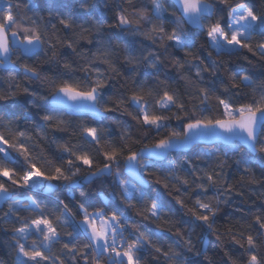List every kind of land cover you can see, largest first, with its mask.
I'll list each match as a JSON object with an SVG mask.
<instances>
[{"label": "snow or ice", "instance_id": "snow-or-ice-1", "mask_svg": "<svg viewBox=\"0 0 264 264\" xmlns=\"http://www.w3.org/2000/svg\"><path fill=\"white\" fill-rule=\"evenodd\" d=\"M77 3L88 15L90 26L88 28L80 26V30L73 33V38L57 39L55 42L46 37L49 32L52 37H56L57 25L49 24L43 16L37 14L39 8L47 10L49 17L53 16V10L45 7V0H36L35 5L31 0L27 2L18 0L17 3L4 0V3H0V57H2L0 66L13 65L15 63L13 56H16L24 68L26 79H47L37 67L24 62L21 58H32L42 52L47 56L48 52L44 49L47 44L48 51L51 52L49 60L59 64L61 61L57 59V44L66 47L84 61L81 71L85 76L80 80H73L71 77L58 78L59 83L57 79H52L50 84L55 89L51 93L53 104L66 105L73 111L91 112L100 121L107 118L104 113L119 111L136 121V124L144 129L145 136L154 129L159 138L152 144H145L143 148L136 149L133 145L142 143L143 138L133 140L129 129L123 128L118 120H112V124L122 128L117 142L110 138V128L82 124L79 128L84 144L79 146L67 142L59 144L57 147L60 155L55 160L48 159L38 154L36 145L30 143L31 135L26 128L20 126V121L26 117L19 113L32 108L40 109L43 111L40 119L48 128L60 132L67 131L66 122L56 114L57 109L41 106L36 100L18 99L20 96L45 99L36 91L27 86L22 87L19 83H10L7 90H0V101L12 102L11 107L7 104L0 105V113H3L0 114V200L12 201L9 204V211L15 212L20 221L19 227L12 228L15 264H80V260L83 264H100V258L105 254L108 257V264H142L141 254L149 247L167 260H174L180 253L172 252L170 255L156 246L151 237L137 224L132 225L134 232L125 237L127 226L122 219L123 212L119 208L106 213L102 208L89 211L88 207L81 204L79 206L81 219L76 221L75 214L64 201H60L63 210L56 215L54 211H46L31 197L27 203L15 199L11 190L34 188L51 190L55 184L72 183L80 175L82 168H86L88 175L92 177H116L125 209L135 208L134 201H139L147 204L146 211L151 217L159 218L161 205L156 199L148 204L141 189L129 180L122 179V166L137 183L145 184L147 181L144 176L153 175L147 171L150 165L145 163L146 160L152 157L167 159L179 144L190 141L202 130L219 129L224 140L234 147L242 143L252 153L264 154V83L257 86L251 76H240L238 72H232L228 77L229 83L222 85L223 94L229 95L228 99H224L210 87L201 86L205 79L203 73L210 72L212 76H216L218 66L215 61L205 64L200 60L202 66H199L189 61L173 60L172 67L178 78L184 81L185 92L181 93L179 89H173L167 79H160L164 61L161 59L162 54L159 53L161 48L166 52L169 47H174L184 51L186 55H191L188 50L192 44L185 39L188 32L184 25L187 24L199 28L201 35L206 37L208 46L215 49L217 54L235 53L238 49H246L253 56L264 60V43L256 46L252 44L254 35L264 37V11L258 13L254 5L249 6L243 2L233 4L232 0H174L175 11L171 12L163 6L161 0L146 2L141 0L139 3L134 0H122L116 5L114 23L109 24V28L118 29L119 34L143 36L151 45L157 47L149 50L147 55L137 56L134 52L127 51V47L135 43L128 41L123 64L118 67L119 46L106 43L103 38L105 0H96L94 5H89L87 0H77ZM29 12L32 15H28ZM94 12H99V17L93 16ZM56 18L63 30L73 29V21L68 17L57 13ZM166 21L174 25L170 31ZM81 40L92 45L95 50H90L87 54L79 51ZM141 64H146L153 70L150 75L155 77L154 84L137 81L133 75L131 88H125L124 92L105 98L109 81L122 75L121 67L131 66L130 71L135 73ZM193 67L195 79L188 74ZM63 68L69 72L75 71L67 61L63 62ZM9 80L13 82L16 80L14 73L10 72ZM124 85H127V80L123 82L122 86ZM240 85L251 88L253 95L248 102L235 105L231 99V89L239 88ZM185 96L188 99H185ZM212 98L217 102L216 111L219 113L217 116L205 115L211 111L208 101ZM195 100L203 107L191 104ZM173 118L177 121H187L183 124V131L173 129L160 136V131L165 130L167 122ZM39 135L43 137V132ZM98 158H102V162ZM235 163L243 167L248 183H258L246 161L237 159ZM188 167L192 169L194 177L191 181L193 192L199 190L203 195L209 191V186L222 180L226 184V179L219 172H204L203 175H198V170L192 164L189 163ZM174 179L184 187L185 192L189 190L188 179L181 180L179 177ZM155 183H161L159 177ZM163 186L167 188L169 185L165 183ZM227 188L231 190V185H227ZM176 191L179 192L180 188ZM176 202L182 208H187L185 199L177 197ZM219 202L217 199L216 203ZM261 207L264 208V205ZM21 211H28L31 215L21 218L19 217ZM188 211L196 220L202 221L218 240L221 239L222 234L214 227L218 208L213 205L212 198L204 200L198 195ZM137 214L144 215L140 210H137ZM144 218L148 219L149 216L145 215ZM65 227H71L72 230L63 233L68 239L63 242L61 252L54 253L53 247L62 241L60 229ZM248 228L250 229L248 231L233 228L227 230L228 238L242 250L239 257L227 250L224 252L229 264H264V255L261 254V248L264 247V213L255 215ZM177 235L180 233L177 232ZM81 237L86 240L82 246L78 244ZM184 243L191 250V239L184 240ZM201 254L197 252L198 256ZM245 254L246 259L243 258Z\"/></svg>", "mask_w": 264, "mask_h": 264}, {"label": "trees", "instance_id": "trees-1", "mask_svg": "<svg viewBox=\"0 0 264 264\" xmlns=\"http://www.w3.org/2000/svg\"><path fill=\"white\" fill-rule=\"evenodd\" d=\"M12 3H17L18 0H11ZM27 2V0H25ZM89 5H94L96 0H87ZM122 2V0H105L106 6L104 8L105 23L103 26V38L106 43L119 46L120 61L118 67L123 64V55L128 41H134V45L127 47V51L134 52L135 55H147L149 50H154L157 46L151 45L150 41H147L143 36H132L130 34H119L118 29L109 28V24L114 23V12L116 5ZM139 3L141 0H134ZM146 2V0H143ZM165 8L171 11H175V7L167 0H161ZM233 4L247 3L249 6H255L257 12L264 11V0H232ZM0 3H4V0H0ZM33 5L36 4V0H31ZM45 7L53 10V16H48L47 10H41L37 8V14L43 16L45 21L49 24L57 25V35L52 37L49 32L46 39H52L55 42L57 39L64 40L73 38V33L80 30V26L88 28L90 21L88 15H86L78 6L77 0H45ZM20 11H23L21 7ZM91 11V8H90ZM60 13L65 17H68L73 21L74 27L72 30H63L59 24L56 14ZM28 15H32L31 12ZM99 12H94L93 16L99 17ZM177 15H179L177 13ZM166 26L170 31L174 25L168 24ZM188 32V36L185 39L189 40L192 47L188 50L191 55H186L184 51L174 47H169L167 51L163 48L159 49L161 53V59L164 61V66L160 71V79H167L168 83L173 89H179L181 93L185 92L184 81L178 78V74L172 67L173 60H180L181 62L189 61L193 65H200V60H203L205 64H211L213 61L217 63L218 72L216 76H212L210 72L203 73L205 79L201 86L210 87L217 95H221L222 98L228 99V94H223L222 85L229 83L228 77L232 72H238L240 76L249 75L256 82V85L264 83V60H260L258 56H253L252 53L247 50H236L235 53H222L217 54L215 49L210 48L206 42V37L201 35L200 31L189 28L184 25ZM119 34V38H117ZM94 36V33L92 34ZM111 37V39H109ZM259 43H264V37L260 35H254L252 37V44L256 46ZM48 55L43 52L39 55L24 59V62L37 67L42 76L47 79L41 80H28L25 77L24 68L21 66L20 61L14 56L13 61L18 67V70H0V90H7L10 83H19L21 86H27L30 89L36 91L39 96L45 97L40 100L38 97H25L20 96L18 99L36 100L37 104L41 106H49V99L52 97V92L55 91L51 87L50 81L58 78L67 79L71 77L73 80H80L85 76V73L81 71V67L84 65V61L71 53L70 49L62 47L57 44L56 53L57 59L61 63L51 62L49 60L51 52L48 51L47 44L44 46ZM79 51L87 54L90 50L95 49L92 45L87 44L86 41L81 40ZM199 57V59H196ZM247 57V59H246ZM67 61L72 65L75 71L69 72L63 68V62ZM187 66V65H186ZM131 66L121 67L120 71L122 75L109 81V88L105 92V98L108 95H118L125 91V88H131L132 77L135 76L137 81L147 82L149 85L154 84L155 77H152L150 73L152 69L148 68L146 64L139 65L135 73L130 71ZM14 73L16 80L10 81L9 74ZM195 79V68L188 73ZM127 80V85H123V82ZM130 94V93H128ZM231 99L235 105L248 102L253 95L251 88L240 85L239 88L231 89ZM257 97L259 91L256 93ZM188 99L187 96L184 97ZM9 105L11 107V101H0V105ZM191 104L199 105V101H192ZM216 104L214 98L208 101V105L211 108L210 112L205 113L209 116H217L219 113L216 111ZM199 107H197V114H199ZM175 111V110H174ZM222 111V108H221ZM39 114H36L38 113ZM3 114V113H0ZM43 111L40 109L32 108L26 110L19 115L26 117L25 120L20 121V126L26 128L32 137L30 143L36 145V152L42 154L45 158L55 160L59 155L58 145L62 143L76 144L77 146L83 145L84 141L80 136L79 126L82 124L88 125H101L105 128H110V138L117 142L122 131V128H118L117 125L112 124V120H118L121 122L123 128L129 129L133 140L137 138H143L142 143L133 145L134 148H143L145 144H152L159 137L156 130H152L147 136L144 135V129L140 128L136 121L130 116L122 112L105 113L107 117L103 121L98 118L81 113H72L65 110H57V115L66 122L67 131L60 132L55 131L52 128H48L44 121L40 119V115ZM171 114V113H169ZM6 119L8 117H5ZM187 121H177L175 118L167 122V128L160 131V136H164L171 130L183 131V124ZM43 132V137L39 135ZM85 147H87L85 145ZM91 150V149H90ZM15 156V153H13ZM102 162V158H98ZM241 159L247 162V167L251 170V174L254 175L258 183L250 184L247 180V175L243 171L242 166H238L235 161ZM150 166L147 169L148 172H152V176L145 175L146 179L150 183L148 189H144L136 185L124 174V168L121 167L122 179L129 180L130 183L135 184L137 188L141 189L145 193V199L148 204L154 199L161 205V213L159 218L151 217L146 211L147 204L134 201L136 207L132 209H125L124 204L120 198L121 189L118 186V182L115 176L98 177L88 184H84L83 181L87 178L88 172L86 168H82V171L78 177L72 183H60L55 184L57 187L52 194H45L43 190L33 191L29 189H12L14 198L27 203L28 198L35 199L41 207L46 211H54L56 215H59L63 210V206L60 201L68 204L71 212L75 214V220L79 221L81 215L79 214V206L81 204L89 208V211L94 209H104L106 213H111L119 208L123 212L122 219L124 220L127 230L124 232L125 237H129L130 233L134 232L132 228L133 224H137L142 231H145L152 239L153 243L161 247L164 251L180 253L178 258L174 260H167L163 255L157 254L153 248L149 247L142 252V264H229V261L224 252L227 250L233 253L235 256H241V249L233 241H231L228 233L229 228L233 230H250L248 225L253 222V218L257 214L264 213V154L257 153L252 155L247 152L242 146H196L188 153H174L169 156L167 160L161 163L153 161H145ZM192 164L198 171V175H203L204 172L211 173L213 171L219 172L226 179V184L222 180L221 182L209 186V191L206 194L201 195L199 190L193 192L191 190V181L194 179L192 175V169L188 167V164ZM221 164L223 165L221 167ZM161 180L160 184L155 183L156 178ZM174 177H179L181 180L188 179L190 184L188 191L185 192L184 187L177 183ZM241 177H244L242 180ZM167 183L169 186L165 188L163 185ZM227 185H231V190H228ZM180 188L177 192L176 189ZM201 199L207 200L212 198V203L218 208L215 216V224L219 232L222 234L221 239H217V236L211 232L207 226L199 220H196L195 216L188 211V208L192 207V203L197 196ZM180 197L185 199L187 208H182L177 202L176 198ZM158 198V199H157ZM217 199L220 201L216 203ZM10 201L4 209L0 210V264H15L16 253L12 245L14 241L12 239V228L19 227L20 221L15 212L9 211ZM137 210H140L144 215H138ZM31 213L28 211H21L19 217H29ZM148 215L149 218L145 219L144 216ZM62 232L61 243L56 244L53 247V252L59 254L62 250L63 242L67 241V236H63L64 232L71 231V227H65L60 229ZM177 232L180 235H177ZM183 237V239H181ZM191 239L192 247L185 245L184 240ZM86 243V240L81 237L78 244L82 246ZM90 251V250H89ZM197 252L202 253L197 255ZM261 254L264 255V247L261 248ZM246 259V254L243 257ZM80 264L83 261L80 260ZM100 264H108V257L105 254L100 258Z\"/></svg>", "mask_w": 264, "mask_h": 264}, {"label": "water", "instance_id": "water-1", "mask_svg": "<svg viewBox=\"0 0 264 264\" xmlns=\"http://www.w3.org/2000/svg\"><path fill=\"white\" fill-rule=\"evenodd\" d=\"M169 1L170 3L173 4L174 6V0H167ZM175 7V6H174ZM179 14V13H178ZM187 25V24H186ZM189 28L193 29V30H197V31H200L199 28H196L195 26H191V25H187ZM14 58V56H13ZM0 59H2V57H0ZM0 70H18V67L13 64V65H10L8 67H5V66H0ZM52 100H53V97H51L49 99V106L51 108L55 107L57 110H65V111H69V112H72V113H81V114H87V115H91V116H94L91 112H88V111H84V112H81V111H73L69 108H67L66 105H55L52 103ZM71 103V102H69ZM104 116H106V114L104 113L103 114ZM95 117V116H94ZM214 145H223V146H232L231 144L227 143L225 140H224V137H223V134L221 133V130L219 129H214V130H202L196 137H194L193 139H191L190 141L188 142H185V143H181L179 144L171 153L170 155L174 154V153H188L190 150H192L194 147L196 146H207V147H210V146H214ZM240 146H242L247 152H249L250 154L252 155H256L257 153H252L250 151V149L247 148L246 145H243L242 143L239 144ZM169 155V156H170ZM168 156V158H169ZM167 158V159H168ZM167 159H157L155 157H152L150 158L149 160H146V161H153V162H157V163H161V162H164L165 160ZM124 174L127 178H129L132 182H134L136 185H138L139 187L141 188H144V189H148L150 187V183L149 181L146 179V177L144 176V179L147 181V183L145 184H139L137 183V181L132 178L128 173L127 171L124 169ZM104 177V176H102ZM106 177H109V176H106ZM95 178H98V177H92V176H88L87 178L84 179L83 183L84 184H88L90 183L91 181H93ZM56 186H54L51 190H44L43 189V193L45 194H52L55 190H56ZM11 201V200H10ZM4 202L3 200H0V210L4 209V207L10 202Z\"/></svg>", "mask_w": 264, "mask_h": 264}, {"label": "built area", "instance_id": "built-area-1", "mask_svg": "<svg viewBox=\"0 0 264 264\" xmlns=\"http://www.w3.org/2000/svg\"><path fill=\"white\" fill-rule=\"evenodd\" d=\"M31 190H33V191H40V190H43V189H41V188H34V189H31Z\"/></svg>", "mask_w": 264, "mask_h": 264}, {"label": "rangeland", "instance_id": "rangeland-1", "mask_svg": "<svg viewBox=\"0 0 264 264\" xmlns=\"http://www.w3.org/2000/svg\"><path fill=\"white\" fill-rule=\"evenodd\" d=\"M164 6V5H163Z\"/></svg>", "mask_w": 264, "mask_h": 264}]
</instances>
